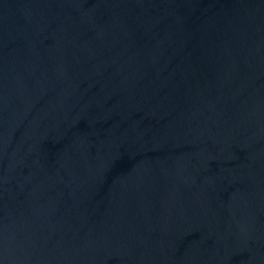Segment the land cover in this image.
<instances>
[{
  "label": "water",
  "instance_id": "water-1",
  "mask_svg": "<svg viewBox=\"0 0 264 264\" xmlns=\"http://www.w3.org/2000/svg\"><path fill=\"white\" fill-rule=\"evenodd\" d=\"M0 264H264V0H0Z\"/></svg>",
  "mask_w": 264,
  "mask_h": 264
}]
</instances>
